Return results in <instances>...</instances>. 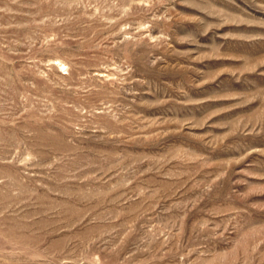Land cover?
<instances>
[{
    "label": "rangeland",
    "instance_id": "1",
    "mask_svg": "<svg viewBox=\"0 0 264 264\" xmlns=\"http://www.w3.org/2000/svg\"><path fill=\"white\" fill-rule=\"evenodd\" d=\"M0 264H264V0H0Z\"/></svg>",
    "mask_w": 264,
    "mask_h": 264
}]
</instances>
